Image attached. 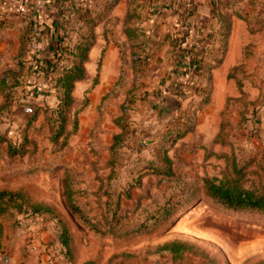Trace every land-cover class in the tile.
I'll use <instances>...</instances> for the list:
<instances>
[{
  "label": "rangeland",
  "instance_id": "obj_1",
  "mask_svg": "<svg viewBox=\"0 0 264 264\" xmlns=\"http://www.w3.org/2000/svg\"><path fill=\"white\" fill-rule=\"evenodd\" d=\"M217 6L240 23L235 64L219 77L205 66L182 78L172 113L153 107L181 82L173 61L187 56L185 46L165 36L161 61L162 49L143 48L150 37L129 26L137 17L103 23L93 10L45 66L37 57L50 52L32 55L28 30L1 50L0 190L22 193L21 210L0 215L1 255L16 247L26 259L39 235L33 264H264V216L204 190L205 180L237 176L264 191V0ZM73 68L84 78L67 93L61 79ZM33 203L51 212L31 213ZM171 242L188 246L180 259L161 250Z\"/></svg>",
  "mask_w": 264,
  "mask_h": 264
},
{
  "label": "crops",
  "instance_id": "obj_2",
  "mask_svg": "<svg viewBox=\"0 0 264 264\" xmlns=\"http://www.w3.org/2000/svg\"><path fill=\"white\" fill-rule=\"evenodd\" d=\"M109 1L0 0V55L1 50L9 43H13L14 48L18 46L15 37L18 32L35 31L40 49L50 52H47L48 55L41 59L37 57V64L45 66L53 63L59 55L56 54L58 49L67 47V38L71 36L72 31L78 28L77 26L87 23L93 10H97L99 13H105L103 23L112 19L114 24H119L126 16L130 20L137 17L131 20L129 26L136 32L145 33L150 37L147 44L144 42L141 45L143 48L151 45L152 48L162 49L159 53L161 61L165 60L164 49L169 45L168 41L163 42L164 37L181 36L177 38V42L181 47L185 46L187 56H183V60L181 57L174 56L175 69L172 73L174 80L179 77L178 81L181 82L167 86L168 95L180 102L181 99L176 95L177 92L183 90L182 78L185 79L194 73L199 75L205 66H210V73L214 77H219L235 64L233 57L240 23L233 16V10L230 7L217 6L218 0H118L115 5L104 12V3ZM19 7H21L20 10ZM217 16L229 18L222 25L217 20ZM221 26L223 29L228 27L224 43L220 40ZM154 34L158 35L157 38L152 36ZM224 48L225 54L223 55ZM0 58L2 59V55ZM262 72L264 71L261 70L260 74ZM165 94L166 92H163L162 97L154 103L153 108L157 112L163 113L164 111L162 105ZM209 135L212 136L209 138L214 139L217 129ZM38 236L34 238V244L28 249L30 254L26 259H19L20 251L15 247L13 252L9 253L7 260H4V255L0 254V264H20L21 262L33 264V259L38 252V249L34 248L35 244H38ZM49 256H54V252H50ZM49 256L43 257L50 258ZM58 264L61 263L58 262Z\"/></svg>",
  "mask_w": 264,
  "mask_h": 264
},
{
  "label": "trees",
  "instance_id": "obj_3",
  "mask_svg": "<svg viewBox=\"0 0 264 264\" xmlns=\"http://www.w3.org/2000/svg\"><path fill=\"white\" fill-rule=\"evenodd\" d=\"M80 68H73L65 73L61 79L68 93L73 82L84 78ZM205 195L234 211L251 212L264 216V191H258L251 188H245L239 177H225L222 179H211L204 181ZM22 198L20 191L0 190V215L7 212L10 208L21 210V205L16 203L18 198ZM31 213H50L51 208L42 203H33L29 205ZM61 243L64 248L69 250L66 231L63 229L60 235ZM188 249L185 243L171 242L161 247L163 251H169L173 259H180L182 254Z\"/></svg>",
  "mask_w": 264,
  "mask_h": 264
},
{
  "label": "water",
  "instance_id": "obj_4",
  "mask_svg": "<svg viewBox=\"0 0 264 264\" xmlns=\"http://www.w3.org/2000/svg\"><path fill=\"white\" fill-rule=\"evenodd\" d=\"M180 100L175 99L174 97H171L169 95H163V105H162V109L164 111H166L167 113H172L175 112L178 107L180 106ZM18 112L25 114V115H29L32 112V109L29 107H18L17 109ZM9 257V254L5 253L3 256L4 260H7V258Z\"/></svg>",
  "mask_w": 264,
  "mask_h": 264
},
{
  "label": "built area",
  "instance_id": "obj_5",
  "mask_svg": "<svg viewBox=\"0 0 264 264\" xmlns=\"http://www.w3.org/2000/svg\"><path fill=\"white\" fill-rule=\"evenodd\" d=\"M21 9V7H19V10ZM29 49H30V53L32 55H34L39 49H40V46L37 42V39H36V32H31V35H30V41H29Z\"/></svg>",
  "mask_w": 264,
  "mask_h": 264
}]
</instances>
